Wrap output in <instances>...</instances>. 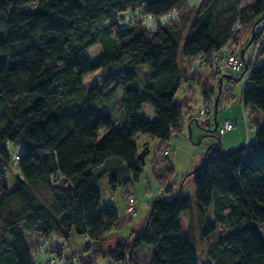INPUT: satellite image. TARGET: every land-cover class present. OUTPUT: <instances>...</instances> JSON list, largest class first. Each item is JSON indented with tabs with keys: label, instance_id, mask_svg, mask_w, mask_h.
I'll return each mask as SVG.
<instances>
[{
	"label": "trees",
	"instance_id": "trees-1",
	"mask_svg": "<svg viewBox=\"0 0 264 264\" xmlns=\"http://www.w3.org/2000/svg\"><path fill=\"white\" fill-rule=\"evenodd\" d=\"M186 2L0 0V212L5 211L0 264H34L22 229L43 236L50 259L61 263L68 258L54 245L68 242L73 233L81 238L75 252L87 235L99 259L81 257L80 264H137L134 250L141 245L156 247L149 264H198L194 241L177 236L178 217L191 209L192 199L172 181L167 158L163 170L152 164L160 195L148 205L146 226L128 243L115 234L116 207L111 201L100 203L101 192L138 181L142 165L136 156L149 149L148 143L141 149L135 143L138 134L158 139L159 151L171 132H182L181 107L174 99L181 84L180 51L189 59L205 57L209 67L212 51L221 52L230 41V53L238 54L237 26L249 27L243 45L254 48L258 40L260 45L241 104L264 112V57L256 59L260 50L264 54V34L249 43L254 25L264 29V0L243 6L242 0H200L185 11ZM128 13L137 21L122 24ZM162 16L167 18L160 23ZM141 18L156 20V26L147 28ZM100 38L102 52L96 58L82 53ZM244 53L249 68L253 51ZM96 71L100 82L85 87L84 76ZM211 91L203 85L204 98ZM116 100L119 118L109 112ZM145 104L153 119L139 113ZM252 129L253 142L228 151L220 148L219 129L208 131L216 141L181 179L191 178L200 239L208 241L213 219L228 231L208 243L211 263L203 264H264V122ZM6 143L23 146L13 161L20 176L11 188L4 181L10 163ZM165 172L172 173V184H165ZM57 176L69 187L55 185ZM36 193L48 195V205Z\"/></svg>",
	"mask_w": 264,
	"mask_h": 264
},
{
	"label": "rangeland",
	"instance_id": "rangeland-1",
	"mask_svg": "<svg viewBox=\"0 0 264 264\" xmlns=\"http://www.w3.org/2000/svg\"><path fill=\"white\" fill-rule=\"evenodd\" d=\"M252 0H242L241 6L250 3ZM200 0H187L185 5V11H187L190 6H196L199 4ZM166 16L159 17L157 19L158 22L163 23L166 20ZM122 19L124 21H122ZM136 16L131 13L125 14L124 17L121 18L122 24L130 23L131 20L137 21ZM142 22L147 28L153 29L156 26V20H151L150 18H141ZM262 23L258 25L260 26ZM105 24L101 25L100 29V36L101 33L104 32ZM238 37L237 43L240 46L241 43H244L247 40L249 35V27L238 25L237 26ZM182 44V43H181ZM246 44V45H245ZM243 46L247 47L244 53V56L251 55L253 51V45H247L245 43ZM102 39L100 38L97 43L91 45L90 47L86 48L82 53L86 55L90 59L96 58L102 52ZM181 50V48H180ZM261 51V50H260ZM257 54L256 59H261L264 57V54L260 53ZM181 52V51H180ZM179 52L178 54V67L180 70V79L181 85L176 94L175 101L181 107V123H182V132L177 135L173 132L170 133L168 142L164 144V146H169L171 151L174 150V157L176 158L175 165H172L173 168V177L172 181L176 184L181 186V194L184 196H189L192 199V207L190 210L183 212L178 217V223L180 230L177 233V236L181 237H190L196 246V250L198 252V264H203V260L211 263L210 258L206 256L208 243L215 241L219 238L222 234L228 233L225 231L222 225H219L214 219L215 229L208 237V241H204L200 239L199 234V223L197 219V214L195 213V204L193 202L194 195H193V188L191 184V178L185 179L182 183L181 179L190 172V155L191 152L197 154L199 156L204 155L205 150L211 144V142H215V138H211L208 135V131L214 130L215 121L218 123V119L214 120L213 115H202L197 116L194 114L196 110L202 107L204 102H207L209 106L214 109V104L217 96H219V101L216 105V111L221 114V116H226L228 114H240L241 119L247 120L248 113L253 112L254 120L257 126H260L262 122H264V112H261L253 107H246L245 113L246 115L242 114V104H241V92L243 90V86L245 83V77L239 78L235 81H230L227 77L221 78V85L219 90V85L214 86L213 77H211V73L209 67L202 64L197 58L189 59ZM257 60V62H258ZM256 62V60H255ZM187 71L194 72L195 78L192 80L186 79L185 80V73L183 69ZM196 71V72H195ZM242 69L238 71L232 72V79L235 80L239 77L242 73ZM192 74V73H191ZM245 75V74H244ZM101 73L99 71L89 73L84 76L83 82L85 87L93 86L100 82ZM203 85L206 86V89L213 90L212 93H208L207 99L203 97L202 89ZM233 87V88H232ZM232 88V89H231ZM219 90V94H218ZM121 90L117 93V97L120 96ZM144 108L142 113L148 115L149 111L152 113L151 106L145 104L143 105ZM233 107V108H231ZM149 109V111H148ZM233 109V111H231ZM109 112L114 115L115 118H119L120 113L122 111L119 107V102L116 100ZM192 115L191 118L193 119L190 122L191 125V132L187 129L185 125H187L186 117ZM247 122V121H246ZM117 124V123H115ZM206 128V129H203ZM216 130V129H215ZM198 134H197V133ZM103 132L99 130V136H102ZM193 134H197L194 136ZM192 136V140L189 137ZM142 134H138L137 137L134 138L136 144H141L144 142L142 138ZM220 148L223 151L234 150L238 147H241L245 144L246 136L245 132L243 131L242 125L236 123L231 130H228L220 135ZM250 142L254 141V132L249 133ZM149 139V138H148ZM149 152L147 155L144 156V165L142 166V172L137 182H127V184H122L116 187L115 191L110 192V190H105L101 192L100 203L103 204L104 202L111 201V203L116 207L118 212V220L116 226L114 227V231L117 238L120 240H124V242L128 243L131 238L134 236V232L139 230L148 215V207L147 202L149 198V194L156 190L155 181L152 179L151 173V162L158 168L159 170L164 169V158L155 159V153L159 149L160 142L156 138L149 139L148 141ZM249 142V143H250ZM6 148L9 154L10 163L6 168V173L4 176V181L7 188H11L14 185L15 177L20 176L18 168L16 164L13 162L15 156H19L23 152V146L13 143H6ZM171 153V152H170ZM167 159L171 160V157H166ZM201 162V161H200ZM171 172L164 174V181L165 184L169 183L172 184L170 180ZM58 180L55 182V185L59 187H69V183L60 176H57ZM177 185V186H178ZM179 189V188H178ZM132 193L134 195V208L136 211V215L134 217L127 215L124 211L127 201V193ZM38 199L48 205L49 199L48 195L36 193ZM194 211V212H193ZM5 211L0 212V228L2 223V218L4 217ZM209 217L212 218L211 214ZM261 231L264 232V224L260 227ZM132 233V234H131ZM23 239L25 245L28 247L30 251V255L32 258V262L35 264L37 262H41L45 264H67L69 262V258L72 254L76 253V249L79 248L78 242L81 240L80 236L71 234L67 249H64V253H61L64 257L68 259L65 260V263H61L62 260L58 259H50L53 257L52 254L47 252V248L49 247L47 243H45V238L36 232H26L22 229ZM114 235V234H113ZM113 239L114 237L111 236ZM116 238V237H115ZM55 239V238H54ZM83 241V240H82ZM56 244V243H55ZM54 251L56 250L54 245ZM155 246H147L141 245L135 248L134 253L137 257V264H149L151 255L155 251ZM68 253V255H67Z\"/></svg>",
	"mask_w": 264,
	"mask_h": 264
},
{
	"label": "built area",
	"instance_id": "built-area-1",
	"mask_svg": "<svg viewBox=\"0 0 264 264\" xmlns=\"http://www.w3.org/2000/svg\"><path fill=\"white\" fill-rule=\"evenodd\" d=\"M259 33L262 36V34H264V29H254V36H256V34L258 35ZM259 45H260V41L258 40L254 44L253 54L251 55V57L248 58L249 68H247L245 61H243V59L240 57L239 52H238V54L237 53L236 54L230 53V51L233 47L232 41H230L226 46H224L222 48L221 52L217 53L216 51H212L211 56H210V60H209L210 65H211V66H209V70H210V73H211L213 80H214V86L216 87L217 84H219L222 77H225V76L231 77L233 75L232 74L233 71H238V70L244 68L245 72L243 74H241L239 76V78L245 77L244 78L245 83L243 86V87H245L248 83L250 68H251L252 64L255 62V56H256V53L258 51ZM197 59L204 65H207V63H208L206 61V58L203 56H199V57H197ZM212 92H213V90H212ZM214 113H215L214 109H212L207 102H204L202 107L194 112V114L197 116L214 115ZM244 120L246 121V119H244ZM232 126H233V123L230 119L224 120L221 124V127L219 128V133L222 134V133L230 130L232 128ZM170 152H171V148L167 145L165 148H163L159 151H156L155 159L158 160L161 158H166L170 154ZM124 211L127 215H130L132 217H134L136 215V211L134 208V195L130 192L127 193V201H126V206L124 208ZM82 242H83V244H82L83 248L81 249V251L78 252L79 254L78 253L72 254L70 256V258H72V261L68 262L67 264H80L79 263L80 258L81 257L84 258L86 256L89 257V259H91V261H94V262H97L99 260L97 253L94 251L93 241L87 235H85L83 237ZM67 244H68V242L65 240L56 242V244H55L56 250L55 251L64 253V249H67V246H68ZM67 255H68V253H67ZM109 264H117V263L112 262ZM126 264H129V263H126Z\"/></svg>",
	"mask_w": 264,
	"mask_h": 264
},
{
	"label": "crops",
	"instance_id": "crops-1",
	"mask_svg": "<svg viewBox=\"0 0 264 264\" xmlns=\"http://www.w3.org/2000/svg\"><path fill=\"white\" fill-rule=\"evenodd\" d=\"M242 45H243V43H241V45L239 46L238 44H237V46H235L236 48V52H240L241 53V47H242ZM184 68V67H183ZM183 72L185 73V80L186 79H189V80H192L193 78H195V76L193 75L194 74V72H191V71H187V70H185V68L183 69ZM196 72V71H195ZM192 73V74H191ZM232 77V76H231ZM227 79H229L228 77H227ZM239 79V77H237L235 80H233V79H229L230 81H235L236 82V80H238ZM180 83H181V80H180ZM219 84L221 85V81L219 82ZM218 84V85H219ZM181 85V84H180ZM180 88V87H179ZM179 90V89H178ZM178 92V91H177ZM177 92H176V94H177ZM176 94H175V97H176ZM204 97V96H203ZM175 99V98H174ZM207 99V98H206ZM218 99H219V96H218ZM218 101L219 100H217V103H218ZM217 103H216V105H217ZM143 108H144V106H142V108H141V110L139 111V113H141L142 115H144L145 117H147L148 119H153V117H154V114H153V112L152 113H150V111H149V109H148V111H149V113H148V115H145L144 113H142V110H143ZM231 108H233V107H231ZM231 111H233V109H231ZM240 114L241 113H238V115L237 114H228L227 113V115L226 116H221V114L220 113H218L217 111H215V114L213 115V117H214V120H215V118H216V120L218 119V123L216 122V124H217V129H219L220 127H221V124H222V122L224 121V120H226V119H230V120H232L233 121V123H234V125L236 124V123H239V124H241L242 125V128H243V131L245 132V136H246V140H245V144L243 145V146H245L246 144H248L249 142H250V138H249V133L250 132H254V130L252 129L254 126H257V124H256V122H255V120H254V114H253V112H251L250 111V113H248V116H246L247 117V122H246V124L245 123H243V120L241 119V117H240ZM242 114L244 115H246V113H245V109H244V107L242 106ZM190 118H191V115H189L188 117H186V121H187V125H185L186 127H187V129L189 130V132H191L192 130H191V125H190V122L191 121H189L190 120ZM115 123H117V122H114V124ZM203 129H206V128H203ZM197 133V132H196ZM198 134V133H197ZM197 134L195 135V134H193L194 136H197ZM137 137V136H136ZM143 139H144V142L143 143H141L140 145L139 144H137L139 147H140V149L142 148V145L143 144H145V143H148L147 141L150 139V137H148V136H146V135H143V137H142ZM149 138V139H148ZM189 139L190 140H192V136H190L189 137ZM148 145V144H147ZM174 153H175V151L174 150H172L171 151V153L167 156V157H173L171 160H169V159H167V161H169L170 163H171V165H175V163H176V158L174 157ZM201 159H202V156H199V155H197V154H194L193 152H191V155H190V164H191V170H193L199 163H200V161H201ZM143 166V165H142ZM151 170H152V162H151ZM191 170H190V172H191ZM152 173V172H151ZM152 179L155 181V187H156V190L154 191V192H152V193H150L149 194V198H148V202H147V207H148V205H149V203H150V201L154 198V197H156V196H159L160 195V184L157 182V180L154 178V177H152ZM191 184H192V182H191ZM194 211H195V213H196V207H195V209H194ZM193 211V212H194ZM132 234V233H131ZM206 256H207V254H206ZM208 257V256H207ZM209 258V257H208ZM204 261V260H203ZM202 261V262H203ZM206 262V261H205Z\"/></svg>",
	"mask_w": 264,
	"mask_h": 264
},
{
	"label": "water",
	"instance_id": "water-1",
	"mask_svg": "<svg viewBox=\"0 0 264 264\" xmlns=\"http://www.w3.org/2000/svg\"><path fill=\"white\" fill-rule=\"evenodd\" d=\"M255 26V25H254ZM254 26L252 27V34H251V39H250V42L249 43H251V41H252V39H253V37H254ZM243 53H244V51H241V53H240V57L243 59ZM225 77H228V76H225ZM219 90H220V85H219ZM219 90H218V94H219ZM217 100H218V96H217V98H216V100H215V104H214V111H216V103H217ZM215 114V113H214ZM217 128V124H216V122H215V126H214V130ZM148 152H149V149L147 148V147H144L138 154H137V159L139 160V162L141 163V165H144V156L145 155H147L148 154ZM204 154H206V151H205V153ZM189 174V173H188ZM182 181V180H181ZM183 182V181H182ZM180 188H181V186H180ZM180 188H179V190H180ZM149 216H150V211L148 212V215H147V218H146V221H145V225H144V227L146 226V224H147V222H148V219H149ZM252 226L254 227V228H257V226H256V224L255 223H252Z\"/></svg>",
	"mask_w": 264,
	"mask_h": 264
},
{
	"label": "clouds",
	"instance_id": "clouds-1",
	"mask_svg": "<svg viewBox=\"0 0 264 264\" xmlns=\"http://www.w3.org/2000/svg\"><path fill=\"white\" fill-rule=\"evenodd\" d=\"M220 85V84H219Z\"/></svg>",
	"mask_w": 264,
	"mask_h": 264
}]
</instances>
